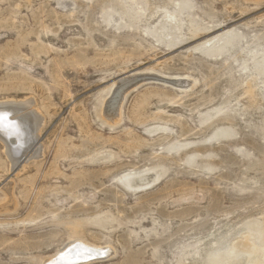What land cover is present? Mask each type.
Returning <instances> with one entry per match:
<instances>
[{
    "label": "rangeland",
    "instance_id": "rangeland-1",
    "mask_svg": "<svg viewBox=\"0 0 264 264\" xmlns=\"http://www.w3.org/2000/svg\"><path fill=\"white\" fill-rule=\"evenodd\" d=\"M263 72L264 0H0V102L43 118L14 167L0 142V264H264Z\"/></svg>",
    "mask_w": 264,
    "mask_h": 264
},
{
    "label": "bare ground",
    "instance_id": "bare-ground-1",
    "mask_svg": "<svg viewBox=\"0 0 264 264\" xmlns=\"http://www.w3.org/2000/svg\"><path fill=\"white\" fill-rule=\"evenodd\" d=\"M169 16H171V14ZM170 25V31H173L175 26L174 24ZM148 78L151 79V77L148 76L132 77L121 80L115 85L111 95L104 103V113L109 122L115 123L120 119V110L126 95L130 92L131 88L138 86L142 79ZM156 80L171 84L180 89H185L190 85L188 79L186 80V78L180 77H157ZM33 104L34 102L32 99L0 102V112H9L11 114L10 119L17 121L19 124V131L14 130L10 125L0 129V142L5 146L6 154L11 161L12 167L17 163V156H23L30 146L34 144L43 124V118L39 112L33 109ZM36 153L40 155V149H38ZM33 156V158L36 157L35 154ZM101 158L105 159L104 157ZM155 176V173H144L137 177H129L126 181L140 188L152 184ZM246 246L249 247V249L245 251L247 254L245 264H263L258 256L252 257L256 249L253 248L255 251L252 252L250 251L251 245L246 244ZM72 247L73 248L67 254L58 256L57 258L47 259L45 264H79L81 262L99 260L109 255L108 248L94 247L83 242H77ZM234 255L235 253L233 251L230 256H226L224 253H215L210 257V264H231L234 262Z\"/></svg>",
    "mask_w": 264,
    "mask_h": 264
},
{
    "label": "snow or ice",
    "instance_id": "snow-or-ice-1",
    "mask_svg": "<svg viewBox=\"0 0 264 264\" xmlns=\"http://www.w3.org/2000/svg\"><path fill=\"white\" fill-rule=\"evenodd\" d=\"M10 113L7 111L0 112V129L10 125L14 130L19 131V124L15 120L10 119Z\"/></svg>",
    "mask_w": 264,
    "mask_h": 264
}]
</instances>
